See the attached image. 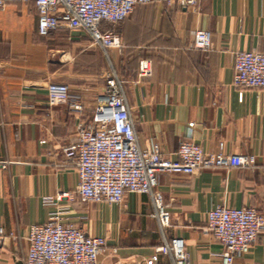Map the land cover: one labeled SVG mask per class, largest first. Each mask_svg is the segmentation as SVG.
I'll return each mask as SVG.
<instances>
[{
	"label": "crops",
	"instance_id": "obj_1",
	"mask_svg": "<svg viewBox=\"0 0 264 264\" xmlns=\"http://www.w3.org/2000/svg\"><path fill=\"white\" fill-rule=\"evenodd\" d=\"M102 28L117 32L119 48L93 45L81 31L40 35L31 1L0 8V228L14 233L0 244V264H23L29 226L60 209L65 222L106 238L96 264H145L173 237L184 240L190 264H225L223 246L205 231L208 210L254 207L264 216V88L231 83L237 51L264 52V0H197L194 7L153 0ZM194 29L211 32V49L190 47ZM142 58L151 61L152 73L139 78ZM108 73L123 81L141 148L154 142L174 159L180 140L189 137L205 152L253 154L256 165L160 172L157 189L171 216L166 228L148 194L126 192L118 204L81 201L76 168L61 146L75 139L78 119L92 118ZM50 81L80 94L79 114L48 104ZM60 192L71 197L55 200ZM170 261L160 255L158 264ZM232 264H264V231Z\"/></svg>",
	"mask_w": 264,
	"mask_h": 264
},
{
	"label": "built area",
	"instance_id": "obj_2",
	"mask_svg": "<svg viewBox=\"0 0 264 264\" xmlns=\"http://www.w3.org/2000/svg\"><path fill=\"white\" fill-rule=\"evenodd\" d=\"M12 1H31L35 5L40 35L47 36L57 29L81 31L89 36L93 45L108 49L119 48L121 42L117 32L111 28L103 29L102 23H119L136 5L153 0H0V8ZM170 2L194 7L197 0ZM190 47L204 51L211 49V32L192 30ZM151 73V61L140 59L138 77H148ZM122 83L117 75H106L104 90L97 98L92 118L87 121L78 119L75 139L61 146L64 158L76 168L75 193L81 201L118 204L126 192L148 194L159 225L166 228L171 216L162 193L157 189L160 172L191 175L202 169L252 168L256 165L253 154L205 152L189 137L180 140L174 159L166 156L157 143L141 148ZM231 83L237 88H264V52L237 51ZM46 91L50 106L65 104L75 113L82 111L80 94L73 93L66 83L50 81ZM4 163L0 162V167ZM64 197H71V193L60 192L55 200ZM62 211L51 213L45 222L29 226L23 264H96L99 255L107 250L105 237L87 234L76 224L65 222ZM206 222L205 231L223 246L221 256L225 264H232L235 256L246 253L258 234L264 231V216L254 207L218 205L208 210ZM5 237H14V233H6L0 228V244ZM109 251L115 255L117 248L112 247ZM160 255L171 257L166 264H190L189 252L181 237H173L169 243L156 246L145 264H158Z\"/></svg>",
	"mask_w": 264,
	"mask_h": 264
}]
</instances>
